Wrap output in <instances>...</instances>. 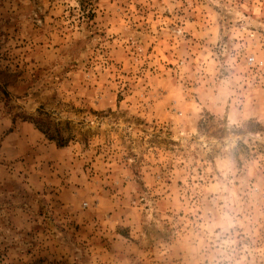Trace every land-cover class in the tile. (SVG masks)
I'll return each mask as SVG.
<instances>
[{"label": "rangeland", "instance_id": "374dc122", "mask_svg": "<svg viewBox=\"0 0 264 264\" xmlns=\"http://www.w3.org/2000/svg\"><path fill=\"white\" fill-rule=\"evenodd\" d=\"M0 264H264V0H0Z\"/></svg>", "mask_w": 264, "mask_h": 264}, {"label": "trees", "instance_id": "16d2710c", "mask_svg": "<svg viewBox=\"0 0 264 264\" xmlns=\"http://www.w3.org/2000/svg\"><path fill=\"white\" fill-rule=\"evenodd\" d=\"M49 139L52 140V138H49ZM64 145H65V143H63V142H59V146H60V147H62V146H64Z\"/></svg>", "mask_w": 264, "mask_h": 264}]
</instances>
